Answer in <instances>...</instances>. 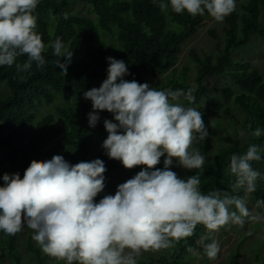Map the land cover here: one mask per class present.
I'll return each instance as SVG.
<instances>
[{
	"label": "clouds",
	"instance_id": "9594fccd",
	"mask_svg": "<svg viewBox=\"0 0 264 264\" xmlns=\"http://www.w3.org/2000/svg\"><path fill=\"white\" fill-rule=\"evenodd\" d=\"M39 0H0V66H12L26 55L18 70H28L33 62L42 68L45 44L36 31L34 14ZM155 2V0H154ZM191 16L205 10L218 22L236 11V0H159L167 12ZM67 18V14H65ZM53 54L63 76L67 75L73 51L57 37ZM107 78L83 93L92 102L88 123L99 120L95 110H107L113 120H104L108 135L102 147L109 158L119 160L126 169L143 165L138 173L117 185L114 195L95 197L105 188L104 162L97 158L70 164L62 155L45 161L32 160L23 178L4 173L0 179V230L15 235L23 224L34 231L33 240L47 255L67 264H137L142 250L174 247L175 242L194 234L197 224L209 233L228 224L243 227L246 218L258 219L247 201L221 190L204 194L199 175L178 177L170 170L175 163L188 170L202 169L205 157L194 143L208 136L202 113L180 103L183 97L195 102L193 89L158 90L148 83L125 80L128 66L123 60L106 57ZM261 136V129L252 132ZM164 157V167L156 168ZM261 148L251 144L243 154H233L229 171L235 176L233 190L245 194L256 190L261 173L253 162L261 160ZM264 206L258 200L256 207ZM209 260L220 248L216 240L204 243ZM130 250V251H126ZM192 251V249H189Z\"/></svg>",
	"mask_w": 264,
	"mask_h": 264
},
{
	"label": "trees",
	"instance_id": "16d2710c",
	"mask_svg": "<svg viewBox=\"0 0 264 264\" xmlns=\"http://www.w3.org/2000/svg\"><path fill=\"white\" fill-rule=\"evenodd\" d=\"M77 1L88 4L95 17L73 13ZM236 4L239 10L236 8L226 17L224 53L217 57L215 64H211L213 56L208 55L202 61L198 79L205 73L214 75L229 70L227 73L235 89L224 86L220 92L226 98L233 97L241 109L242 135L222 137L225 143L215 151H210L211 144L206 138L198 141L197 147L205 157L203 168L186 169L177 175L182 179L199 175L204 194L221 190L243 198V189L233 190L236 178L229 171L230 158L234 153H245L251 144L259 145L262 158L253 162V167L261 173V178L256 190L250 193L256 205L258 200H264V74L247 62H231L230 56L253 37L264 40V22L260 19L264 0H236ZM34 14L36 31L45 44L42 53L45 65L38 68L33 62L28 70H18L17 65L22 66L27 60L26 55H21L12 66H0V177L4 173H19L23 178L32 160L45 161L53 155H62L70 164L99 158L105 164L104 173L123 168L135 175L145 166L126 169L119 160L109 158L102 147L108 135L103 122L105 119L116 122L113 114L95 110L99 120L91 127L88 113L94 110L91 100L85 99L83 93L98 88L107 78L106 57L127 64L129 74L123 77L125 80L148 83L150 78L163 77L166 82H156V89H187L183 71L181 77L174 76L176 64L185 41L194 36L211 15L206 10L204 15L195 17L186 11L177 14L170 6L167 12H162L159 0H39ZM57 37L68 51H73L65 76L57 65V61L64 58L53 54L52 45ZM56 96L63 100L55 114L38 115L42 105L52 102ZM211 103L219 107L216 98H212ZM224 110L230 112L228 108ZM202 118L209 133L210 118L205 113ZM257 128L261 129L260 137L252 135ZM155 167L162 169L164 165ZM170 170L174 171L173 166ZM3 184L0 179V186ZM257 209L264 211V206ZM207 231L204 225L197 224L194 234L175 242L169 253L149 260L140 259L137 264H187L193 250L204 251L199 242ZM3 248L12 252L14 241L0 236V255ZM16 263L19 264V258ZM228 264L240 263L232 258Z\"/></svg>",
	"mask_w": 264,
	"mask_h": 264
},
{
	"label": "rangeland",
	"instance_id": "374dc122",
	"mask_svg": "<svg viewBox=\"0 0 264 264\" xmlns=\"http://www.w3.org/2000/svg\"><path fill=\"white\" fill-rule=\"evenodd\" d=\"M236 8L239 10L236 4ZM90 6L86 3L77 1L74 3L72 12L80 13L91 16L94 18V14L90 12ZM261 21L264 22V10L260 15ZM226 17L223 22L216 21L213 17L206 18L204 22L198 27V30L194 36L187 39L183 44L182 53L179 61L176 64L175 77H181L183 71L184 77H182L187 84V89L194 90L195 102H186L183 97L180 98V103L187 107H193L199 110L202 114L205 113L209 116V133L206 139L211 144L210 151H215L218 146L224 144L222 137L231 134L242 135V111L235 104L233 97L226 98L220 92V88L228 86L235 89L232 84L230 75L227 72L214 75L205 73L201 80L198 79L200 73V67L202 61L207 59L208 55H212L211 64L216 63V59L219 55L224 53L227 44ZM239 35V32H238ZM231 62H247L249 65L257 68L264 74V40L261 38L253 37L248 44L234 51L230 56ZM166 80L163 77L150 78L148 84L154 87L155 83ZM216 98L219 107H215L211 103V99ZM63 100L62 97L56 96V98L50 102L42 105L38 115L45 113L55 114L56 107ZM225 108L230 110L229 113L225 112ZM194 147H197V142L194 143ZM264 148V146H263ZM164 157L160 158V163L163 164ZM173 163L174 171L179 175L186 169ZM105 177V188L95 197V202H99L104 195H114L117 185L132 178L134 175L130 174L123 168H118L114 171L103 173ZM264 182V180H263ZM243 198L247 201V207L254 216H258V219L246 218L243 227L235 224H228L221 227L218 231L209 233V230L205 233L204 243H210L213 239L219 243L220 251L214 260H209L205 254V250L201 241L200 245L204 251L199 249L193 250V253L188 257L187 264H228L232 258L240 264H264V211L258 210L256 205L250 199V194H245ZM34 231L31 230L25 222L21 231L15 235L6 234L3 230H0V236L4 239L11 238L14 241V250L8 252V248L2 249V255H0V264H17L16 258H19V264H67L66 261L58 260L44 253L38 243L33 240ZM4 244H2V247ZM126 251H130L127 250ZM12 253V254H11ZM163 253H169L168 249L149 250L143 251L136 257V261L140 259H151L162 255ZM78 264V262H74Z\"/></svg>",
	"mask_w": 264,
	"mask_h": 264
}]
</instances>
